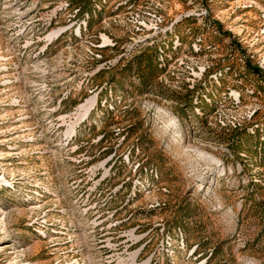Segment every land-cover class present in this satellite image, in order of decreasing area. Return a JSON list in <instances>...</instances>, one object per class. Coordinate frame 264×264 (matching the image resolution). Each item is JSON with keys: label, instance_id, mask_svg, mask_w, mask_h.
Returning <instances> with one entry per match:
<instances>
[{"label": "rangeland", "instance_id": "374dc122", "mask_svg": "<svg viewBox=\"0 0 264 264\" xmlns=\"http://www.w3.org/2000/svg\"><path fill=\"white\" fill-rule=\"evenodd\" d=\"M0 264H264V0H0Z\"/></svg>", "mask_w": 264, "mask_h": 264}, {"label": "trees", "instance_id": "16d2710c", "mask_svg": "<svg viewBox=\"0 0 264 264\" xmlns=\"http://www.w3.org/2000/svg\"><path fill=\"white\" fill-rule=\"evenodd\" d=\"M258 70H260V69H258Z\"/></svg>", "mask_w": 264, "mask_h": 264}]
</instances>
